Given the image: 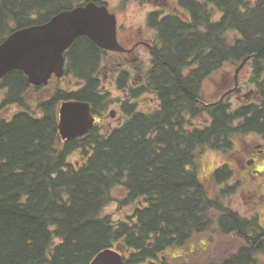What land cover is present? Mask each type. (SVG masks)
<instances>
[{
  "label": "trees",
  "instance_id": "trees-1",
  "mask_svg": "<svg viewBox=\"0 0 264 264\" xmlns=\"http://www.w3.org/2000/svg\"><path fill=\"white\" fill-rule=\"evenodd\" d=\"M179 1L187 9L186 22L171 15L160 26L162 45L152 70L161 72L157 85L163 107L155 116L125 103L128 119L122 125L105 131L94 126L69 140L60 137L58 107L63 101H88L92 113L110 105L98 75L106 53L86 36L77 37L66 51L65 75L74 77L78 88L59 87L31 107L27 92L46 85L30 84L18 69L3 77L1 106L17 104L21 110L10 119L0 118V264H90L106 248L122 251L127 264L151 258L170 264L160 253L210 229L214 220L204 209L207 191L185 167L196 157L198 144L224 148L227 137L243 129L233 121L245 116V107L232 112L220 103L204 139L197 130L185 133L182 119L195 111L201 83L226 65L237 68L248 58L243 69L251 67L255 80L261 78L264 0ZM70 2L0 0V42L18 28L47 22ZM189 62L199 64L198 69L183 75ZM118 82L120 87L124 83ZM148 83L141 92L149 91ZM256 85L264 94V82ZM255 110L264 115V107ZM214 131L219 136L212 140L207 136ZM73 151H80V164L69 162ZM116 187L127 191L121 203L138 204L117 222L102 215ZM246 223L236 211L222 209L218 228L252 240ZM252 255L241 248L201 264H254Z\"/></svg>",
  "mask_w": 264,
  "mask_h": 264
},
{
  "label": "flooded vegetation",
  "instance_id": "flooded-vegetation-1",
  "mask_svg": "<svg viewBox=\"0 0 264 264\" xmlns=\"http://www.w3.org/2000/svg\"><path fill=\"white\" fill-rule=\"evenodd\" d=\"M70 1L71 7L60 9L54 15L64 10H70L78 5L86 4L92 0ZM94 1L100 4H106L109 10L115 13L117 17V38L119 43L125 48L121 51L104 49L106 55H116L122 61L113 70L117 76H112L113 82L117 86H119L118 81L123 79L124 83L119 88L125 93V97L118 98L114 102L120 106L123 117L122 121L115 126L122 125L128 119V111L124 109L125 103L136 105L133 103L136 96L132 94L135 90L137 92L139 91L137 96L148 93L152 104L147 111L153 113L155 116L157 111L163 107V99L157 85V78L161 72L156 69L152 70L153 60L158 57L157 51L162 45L160 26L164 19L171 15L180 17L183 22H186L188 18L186 7L179 0H119L114 9L110 7L106 0ZM134 1L139 2L137 5L140 6L141 11L145 14V22L139 21L133 25L132 22H129V16H131L130 3ZM122 13L123 17H121ZM198 66L199 64L190 63L189 66L187 65L185 69H182V74L188 75L192 71L197 70ZM247 72L249 73L248 80L246 81L247 85L242 86L239 81L236 84L234 77L233 80L231 79L224 86L221 94L212 100L205 99L202 92L203 83L199 86L200 94L194 99L195 111L182 119V130L185 133L197 130L198 137L204 139L205 130L212 126L217 119L215 116L219 114L221 105H224L228 108V111L232 112L244 106L245 116L235 117L233 121L234 127L237 126L236 128H238L240 124H243L244 127L240 131H234L227 137L228 142L224 148L220 147V143L216 146L215 144H198L196 157L189 164H186L185 168L196 174V177L207 191L209 202L207 203V207L206 203H204V209L210 213L209 218L214 220V222L216 221L219 225L222 209H231L239 213L247 221L244 225L245 233L248 237H253L254 239L246 240L238 235L235 230L231 231L228 234L234 235L233 237H237L241 242L232 252H236L241 248H248L253 253L252 261L254 264H264V115H258V112L255 110L257 106L260 108L264 107V94L259 91L256 85L257 81L264 82V63L259 71L261 76L259 80H255L254 77L256 76L253 68L250 67ZM147 81H149V91L141 92V89L147 86ZM103 83L101 79V88L105 90ZM78 86L80 87L81 84L77 81L76 88ZM246 86H248L247 93H243V87ZM234 87L236 88L233 89ZM234 96L237 98L236 101L232 99ZM135 108L139 109L136 106ZM93 114L96 118L94 126L98 127L100 131L115 127L111 125L112 123L109 125L104 123V111ZM114 115L111 113V116ZM199 134L204 135L200 136ZM218 136L219 133L214 131L208 133L207 137L213 140L217 139ZM239 136L246 138V146L243 152L237 154L233 160H224L223 156L225 153L237 152L234 149H236ZM208 151L215 155L212 159H210V155L205 154ZM206 155L208 159L205 158ZM220 159L223 160L220 161ZM235 165L241 167L245 172L246 178L249 179L248 184H251V188L257 190L253 201L248 202V213L246 214L237 210L232 202L228 204L223 200V196H231L239 192L241 181L235 175ZM211 185L215 187V190L211 188ZM157 259H148L147 263L157 264Z\"/></svg>",
  "mask_w": 264,
  "mask_h": 264
},
{
  "label": "water",
  "instance_id": "water-1",
  "mask_svg": "<svg viewBox=\"0 0 264 264\" xmlns=\"http://www.w3.org/2000/svg\"><path fill=\"white\" fill-rule=\"evenodd\" d=\"M79 36H87L99 47L121 51L117 38V17L106 4L92 0L64 10L41 24L22 27L0 42V83L11 70H22L34 86L49 84L66 74V51ZM248 58L235 70L238 73ZM237 87V86H236ZM234 87L233 89H235ZM59 134L63 140L88 134L95 124L91 104L85 100L63 101L58 107ZM114 115L115 111H111ZM90 264H127L122 251L106 248Z\"/></svg>",
  "mask_w": 264,
  "mask_h": 264
},
{
  "label": "rangeland",
  "instance_id": "rangeland-1",
  "mask_svg": "<svg viewBox=\"0 0 264 264\" xmlns=\"http://www.w3.org/2000/svg\"><path fill=\"white\" fill-rule=\"evenodd\" d=\"M108 1L110 7L116 8L119 0H106ZM139 2L130 3L131 5V16H129V22L134 23L143 21L145 22V14L141 11ZM123 17V13L121 14ZM122 62L121 59L116 55H106L102 67L100 69L99 76L105 85L104 89L110 101V105L107 107L105 115L103 116V121L105 124L112 126L118 125L123 117L122 110L120 106L115 104L118 98L125 97L124 91L113 82L112 76L116 77L115 70ZM241 69L238 73V81L242 86L247 85L246 81L248 80V70ZM236 68L226 65L220 71L214 72L211 76L207 77L203 82L202 92L206 100H212L218 97L225 85L229 83V81L234 78ZM241 72V73H240ZM77 81L71 75H64L62 78H53L48 85L40 90L32 89L26 94V101L31 107H37V103L41 100L49 97L54 93L57 88H64L66 90H73L76 88ZM238 87V86H237ZM248 86L243 87V93H247ZM3 91L0 89V100L2 97ZM133 98V97H132ZM233 101H236L237 98L234 96ZM114 103V104H113ZM133 103L136 104V107L141 110H149L152 102L150 101V97L148 93L136 96L133 100ZM21 107L17 104H11L8 106H1L0 103V118L5 117L10 119L16 112L20 111ZM111 111H115V115L111 116ZM103 123V122H102ZM246 138L244 136H239L238 143L236 146V153L228 152L225 153L224 160L230 159L233 160L237 154H241L243 149L246 146ZM205 154L210 155V159H212L215 155L208 151ZM207 155L205 156L208 159ZM199 158V155H198ZM69 162L74 164H80L82 161V157L80 151H73L69 157ZM223 159H220V161ZM235 175L241 181L239 185V192L237 194L231 196H223L224 202L230 204L232 202L234 207L239 210L241 213H248V202L253 201L254 196L256 195V189L251 188V184H248L249 179L246 178L245 172L239 167L235 165ZM211 188L215 190V187L211 185ZM245 190V191H244ZM114 200L106 204L104 209L102 210V215L110 216L114 221H119L120 219L125 220L129 214L132 213L135 203H126L123 204L121 201L126 199L127 191L123 187H116L113 190ZM259 196V195H258ZM234 235H225L222 234L218 228V223L215 221L210 229L196 233L185 245L183 246H174L166 249L163 253H160L159 258H164V260L168 261L170 264H185L189 262L194 263H204L208 258H218L224 252H232L236 249V247L241 244L238 238L233 237ZM159 260V259H157ZM150 264V263H145Z\"/></svg>",
  "mask_w": 264,
  "mask_h": 264
}]
</instances>
